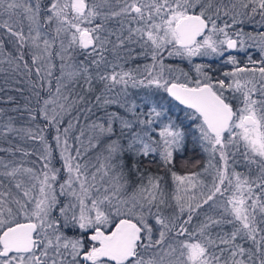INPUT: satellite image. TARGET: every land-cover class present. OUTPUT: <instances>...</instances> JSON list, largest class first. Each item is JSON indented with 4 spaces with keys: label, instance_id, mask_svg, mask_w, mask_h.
Listing matches in <instances>:
<instances>
[{
    "label": "snow or ice",
    "instance_id": "6c2138e0",
    "mask_svg": "<svg viewBox=\"0 0 264 264\" xmlns=\"http://www.w3.org/2000/svg\"><path fill=\"white\" fill-rule=\"evenodd\" d=\"M2 4L3 0H0V6ZM105 5L111 7L109 0H93L91 3L88 0H53L47 8L50 15L45 18V22H51L55 18L58 22L57 33L64 32L69 36L68 47L91 49L86 54L99 55L100 59L92 61L99 65L104 59L102 53L108 43L101 36L105 30V21L121 18V35L117 36L119 43L114 50L123 48L125 42L139 44L142 51L133 55L135 50L129 48L128 58L134 60L150 56L152 63L144 65L147 75L139 80L134 70L100 75L98 78L104 82V87L112 91L117 85H123L125 89L129 84L132 87L142 85L167 93L171 100L190 110L187 113L189 119L198 121L196 127L204 142L205 152L213 155L218 152L226 169L229 146L238 147L242 142L245 160L249 164L258 165L259 174L255 179H250L236 172L228 175L226 171L217 168L212 189L206 196L201 193V202L195 195H181L197 188L201 183L195 178L196 174L178 176L173 172V179L179 182L173 196L179 215L176 212L168 215L164 209L172 205L167 202L166 194L158 183L160 178L151 175L148 176L147 185H139L130 196L124 198L119 196L124 185L119 183L122 174L118 173L116 191L108 194L105 189V194L93 197L91 189L94 185L88 184L87 174L81 170L84 166L79 163L74 165L75 158L65 154L69 153L70 147L65 139L61 159L68 179L60 184V195L70 189L67 194L75 197L79 212L75 211V204L61 207V224L59 219H53L51 215L58 204L55 183L60 169L51 167V149L44 143V154L40 159L44 161L45 170L40 176L34 177L39 185V196L33 197L29 190H24L26 199L15 200V210L6 206L8 202L5 199H0V264H264V228L259 227L264 224V218L258 221L256 215L257 212L264 214V199L253 198V186L264 193V59L254 61L249 57V63L259 64V67L238 66L237 58L229 54L224 62L231 64L232 70L222 73L227 79L218 78L215 81L206 71L209 65H194L197 77L193 80L182 68L164 63L165 53L167 58L187 59L191 64L192 58L196 56L223 57L228 50L243 52L246 39L258 41L257 46L264 57V32L254 36L235 27L256 15L260 16V23L264 25V0H229L227 5L223 0H123V6L118 11L109 12L102 11ZM19 7H24L26 19L38 29L41 11L39 0L35 9L15 2L7 3L8 9ZM221 14L230 17L231 21L229 23L225 20L222 27L217 23ZM97 19L100 23L94 27L82 26L91 25ZM126 20L129 23L127 35L124 36ZM132 24L136 26L132 27ZM230 28L233 29L231 33L227 30ZM32 30L34 29L30 28ZM9 31L17 37L23 48L25 37L22 32L12 31L10 28ZM39 38L38 30L35 36L30 37L36 47H39ZM44 45L45 50L51 47L47 40H44ZM19 58L23 59V53ZM37 59L38 56H33V63ZM37 71L39 73V69ZM83 72L91 87L88 68L84 67ZM67 75L71 79L79 73ZM57 92H60L59 87ZM226 92H231L232 96H227ZM232 99L238 100L241 106L234 109ZM96 101L103 105L119 103L99 95ZM48 103L50 101L46 100L45 105ZM120 106L135 117V122L147 126V130L142 133L131 132L127 151L134 157H147L150 153L158 152L166 166L171 164L173 151L179 149L184 133L169 119L159 131L160 140L152 138L150 131L155 129L151 126L166 114L163 106L151 104L146 119L142 118L143 113L137 114L134 102L131 107L124 104ZM60 107L63 109L64 106ZM41 113L50 125L57 126L60 123L55 116H48L46 108L41 109ZM107 116V127L103 124L94 125L101 134L113 135V124L117 121L122 136L125 135L124 130L131 131L133 128V121L115 112L108 113ZM31 118L36 117L32 115ZM71 127L69 123V128ZM69 128L64 130L65 134ZM11 132H23L29 139L44 142L42 134L37 135L31 129L14 128L11 124L5 126L2 134ZM55 139L57 147H60V135L57 134ZM108 151L115 157L117 153L122 155L125 149L118 140H112L108 144ZM120 163L122 166L123 162ZM209 165L216 167L211 160ZM4 167L7 168V165ZM132 168L138 171L135 161ZM20 171V168H12L3 174L15 177ZM23 172L31 174L33 170L24 168ZM225 179L234 191L227 197V205L222 204L221 207L224 214L232 219L207 216L189 232L185 225L191 223L193 214L203 204L213 200L216 193L223 195L227 190L221 188ZM74 183L79 184V191L73 187ZM16 187L19 189L20 183H16ZM4 195L0 193V196ZM29 204L32 206L29 207ZM70 208L72 212L69 216ZM186 211L187 220L178 224L180 216ZM223 224H233L231 233L218 232L214 237L212 228ZM67 228L76 234L66 235L63 229ZM173 233L176 237L186 238L177 239L176 243H167L165 246L169 234ZM238 241L250 242L255 251L245 248ZM245 256L247 259H244Z\"/></svg>",
    "mask_w": 264,
    "mask_h": 264
},
{
    "label": "trees",
    "instance_id": "16d2710c",
    "mask_svg": "<svg viewBox=\"0 0 264 264\" xmlns=\"http://www.w3.org/2000/svg\"><path fill=\"white\" fill-rule=\"evenodd\" d=\"M52 2L53 0H39L41 5L39 25L41 29L53 39L52 49L50 50L52 68L50 69L49 67L48 73H46L47 69L44 63L42 64V62H39V59L33 63V56H37L38 49L29 39V34L27 32L29 23L25 20L23 13L18 10L8 9L5 5L6 0H3V4L0 6V193L5 194L4 196H0V199H5L8 202L6 206H10L14 209V207L17 206L15 200H21L20 195H23L24 190H29L31 195H39V185L34 177L40 176L41 172L45 170L43 167L44 161L40 159L44 154V143H47L51 149V167L60 169L55 183L56 195H60V184L65 183L68 179V173L64 169L63 160L61 159V150L64 148L65 139H67V143L70 146L69 153L65 154H70L75 158L73 161L74 165L79 163L84 166L81 170L86 172L88 184L94 185L91 189V195L104 194L105 191L102 189L103 184L106 186V189L108 188L107 182L102 180L99 183L103 184L100 185L95 179H92L91 175L97 172L98 167L96 165H98V163L95 162L91 164V162L99 156L103 144L111 142L112 140H118L125 149V152L121 155L124 168L121 170L122 177L119 180V183L123 184L124 187L120 189L119 195H131L139 185H147L149 175L159 177L158 183L166 194L167 202L172 205V207L164 209L165 214L168 215H171L173 212L179 215L178 210L175 208V200L173 199L176 186L179 182L173 179V172L178 176H193V174H196L195 178L200 180L201 183L197 188L192 189L186 194L181 193V195H195L198 199H201V193L206 196L209 190L212 189L217 168L226 171L228 175L236 172L250 179H255L257 177L259 174V166L256 164H249L245 160L243 155L245 149L242 142H240L238 147L235 145L229 146L228 167L225 169L224 162L221 161L218 152L213 155L212 153L204 151V142L201 140L200 133L196 127L198 121H193L188 118L187 113L190 110L176 104L168 98L164 92L154 87H147V90L144 92H134L133 97L126 100L124 105H126V107H131L134 102L137 105V114L143 113L144 115L142 118L144 119L147 118V113L151 104L162 105L166 114L151 126L155 131H150V135L154 140L159 141V131L162 125L166 124L168 120L171 119L184 133L183 142L178 150L174 149L173 161L167 166L161 160L158 152L150 153L147 157H134L131 152L127 151V146L131 139V132L142 133L144 130H147V126H141L138 122H135V117L126 110L123 112L113 104L103 105L102 102L98 103L96 101L98 95L101 97L106 96L107 92H113L117 88L124 87L123 85H117L112 91H108L104 87V82L99 80L98 77L100 75L110 74L113 71H129L139 68L140 71L137 73L134 72V74L138 80L143 79L147 75L144 71V65H150L152 63L149 57H140L134 60L124 59L121 61V65H110V67L99 71L95 79L91 80V87L88 91L90 93L85 94L86 92L79 91V95L75 96V93L68 91L67 88L70 89L74 84L78 85V88H80V74L83 68L87 67L90 71L91 68L102 66V62L110 60L111 57L107 53V57H105L99 65H96L92 63V57L85 52L89 49L83 50L74 48L70 54V60L77 63L79 75H74L71 82L65 86L64 90L62 89L63 93L67 96L68 103L65 101V106L68 107L57 113L56 120L60 121V123L57 126L50 125L47 120L43 119L41 109H43L45 101H48L53 95L61 69L60 61L54 56L58 52V46L56 44L57 37L53 27L58 25V22L55 18H53L51 22H45V18L50 15V13L47 12V8ZM223 2L227 5L229 0H223ZM35 3L37 4V0H35ZM122 3L123 0H119V3L117 0H109V4H111L110 10L118 11ZM110 10H108V12ZM120 19L119 17L114 18L112 23L116 21L119 22ZM225 20L229 21V23L231 22L230 17L221 14V19L217 21L218 25L222 27ZM258 24H261L260 16L256 15L250 20L245 19L243 24L236 25L235 27L241 29L244 33L258 35L260 32H264V27H259L257 26ZM9 28L12 31L22 32L25 37V46L23 48L20 47V42L17 40V37L11 35ZM227 30L230 33L233 32L231 29ZM107 48H109V46H107ZM134 50L135 52L133 55L138 53L137 48H134ZM141 51L142 49L140 48L139 53ZM22 53L23 59H20L19 57ZM230 54L237 58L238 66L259 67V64H250L249 57L254 61H260L262 59L260 53H257L252 48L250 52H248V56H243L238 53ZM201 62L200 64L210 66L206 71L212 76L213 81L218 78L227 79L222 76V73L231 71L233 68L231 64L219 65V63L214 60L210 62ZM170 64L172 65L171 62ZM174 66L182 68L192 77L188 71L190 70V64L178 61L174 63ZM38 69L39 73L37 71ZM192 78L193 80L196 79L194 77ZM129 86L132 87L131 84H129ZM140 86L142 85H137L132 88L138 89ZM80 95L83 96L82 99L79 98ZM226 95L231 97L232 93L226 92ZM231 103L234 109L241 106L236 99H232ZM113 112L133 121V128L131 131L127 129L124 130L125 135L122 136L120 124L117 121L113 124L114 134L108 136V140L105 143L101 142L96 147L87 150L88 152L83 153L82 150L87 148L90 143V141L86 143L82 142L83 139L88 137L87 130L83 131V128L88 123L94 122V120H108L107 114ZM32 115L36 118L32 119ZM69 123L72 125L71 128H69ZM8 124H11L14 128L31 129L37 135L42 134L44 142L29 139L23 132L19 134L11 132L7 135H3L2 133L4 132L5 126ZM57 127L59 128V133H57ZM66 128H69L67 134H65L64 131ZM57 134H59L61 138L60 147H57L55 139ZM225 136L227 137V133ZM136 147H139V145ZM25 152L29 154L24 155ZM115 159H117V157ZM210 160L215 164V168L209 165ZM134 161L137 164L138 171L132 168ZM5 165H7V168L4 167ZM12 168H20L21 171L17 173L15 177H8L3 174ZM24 168H31L33 172L31 174L25 173L23 172ZM130 168L132 170H130ZM216 182L219 183L218 180ZM16 183H20L21 187L19 189L16 187ZM33 185H36V187H33ZM73 187L79 191L78 183H74ZM221 188L227 189L223 192V195H221V193H216L213 200L209 201L207 204H203V206L197 210V213L193 214L191 223L185 225L189 232L196 228L207 216H213L215 218L224 216L226 220L232 219L231 216L224 214L223 210L218 207V203H227V197L232 194L234 188L229 186L227 179H225ZM68 191H70V189H66V193L62 195L60 203H63L66 199L68 200L66 197ZM253 191L255 193L253 198L264 199V193H262L260 188L253 186ZM248 203L250 204L251 200H249ZM77 209L78 206L76 205L75 211H77ZM256 215L258 221L264 218V214L262 213L257 212ZM187 217L188 213L186 211L180 216L177 223H183L184 220H187ZM60 223L62 224V222ZM259 227L264 228V224H260ZM232 229L233 224H223L221 226H214L211 231L215 237L218 232L231 233ZM64 230L65 229H63V231ZM78 231L77 229L76 232ZM185 238V236L176 237L174 233L169 234L166 243H176L177 239L184 240ZM238 242L242 243L245 248H252V250L255 251L250 242ZM210 251L218 250L210 249ZM225 256H227V253H225ZM244 259H247V256H245ZM254 259L256 258L254 257Z\"/></svg>",
    "mask_w": 264,
    "mask_h": 264
},
{
    "label": "rangeland",
    "instance_id": "374dc122",
    "mask_svg": "<svg viewBox=\"0 0 264 264\" xmlns=\"http://www.w3.org/2000/svg\"><path fill=\"white\" fill-rule=\"evenodd\" d=\"M10 2H15L17 4L23 5V6H31L33 9H35L36 7V3L35 0H6V7H7V3ZM89 3L93 2V0H88ZM111 5V4H110ZM123 6V3L121 5V7ZM14 10H18L21 13H23V15L25 16V20L28 21L29 25H28V34H29V39L32 36L36 35V30L39 31L40 33V38L37 41V43L39 44V47H37L38 52H37V56L39 57V62H42V64L44 63L45 68L47 69V72L49 71V67L50 69L52 68V61H51V52L50 50L52 49V45H53V39L48 36L42 29L41 26H38V29L36 28L35 25H32L31 22L26 19V14L24 12V7H19V8H14ZM108 10H110L108 5H105L104 8L102 9V11L104 12H108ZM114 19H108L107 21H105V25L104 28L105 30L101 33V36L106 38L108 43L105 45L106 50L102 53L103 57H107V53L108 55L111 57L110 60H106L104 62H102V66H98L96 68H91L90 71L88 70V75L90 76L91 80L95 79L96 75L99 73V71L110 67V65H121V61H123L124 59L126 60H130L128 58L129 56V52L128 49L129 48H137V51L139 53V44H128L127 42H125V46L123 48H115L114 47L116 44L119 43V41L117 40V36L121 35L120 33V28H121V24L120 21L119 22H113ZM100 23V20L97 19L95 21H93V23L91 25L89 24H84L82 25L83 27H94L96 24ZM129 23V21H125V27L123 30V35L126 36L127 35V24ZM132 27H135V24L131 25ZM257 26L259 27H264L262 24H258ZM58 25H56L55 27H53L54 32L56 33V44L58 46V52L54 55L56 56L57 60L60 61L61 64V69H60V73H59V79L57 82V86L54 90L53 95L51 96V98L48 100L50 101V103H48L47 105H44L43 109L46 108L48 116L52 117L57 115L58 112L67 109L68 106H65V101L67 102L68 99H65V97H67L65 95V93H63V90L65 88V86L67 84H69V82H71V79L69 78V76L67 75L68 73H77L78 72V66L77 63L70 60L71 56V52L74 48H79L77 47H72L69 48L68 47V41H69V36L67 33L61 32V33H57L56 29H57ZM31 29H34L32 31H30ZM231 29V28H230ZM233 30V29H231ZM110 33H115V34H110ZM256 36V35H254ZM236 38V37H233ZM44 40H47L49 42V44L51 45L50 48H48L47 50H45V45H44ZM31 41V39H30ZM32 42V41H31ZM33 44V43H32ZM258 41H251V40H247L246 39V44H245V50L243 52L241 51H237V50H231V51H226L225 52V57L227 58V56L230 53H238L240 55H247L248 56V52H250V49L252 48L253 50H255L257 53H260V57L262 59H264V57H262L261 55V50L260 48L257 46ZM34 45V44H33ZM253 47H251V46ZM35 46V45H34ZM107 46H109V48H107ZM36 47V46H35ZM91 49H89L87 52H90ZM92 57V60L94 59H100L99 55H97L96 53H92V55H90ZM165 60L164 63L166 65L170 64V62L175 61V60H179L182 62H186L189 63L187 59H181V58H167V54L165 53ZM145 58V57H144ZM147 58V57H146ZM150 58V56H149ZM219 58L218 56H212V57H201V56H196L193 57L192 60H203V61H210V60H215ZM112 60V61H111ZM226 60V59H225ZM224 60V61H225ZM151 61V58H150ZM152 62V61H151ZM228 65V63L223 62V65ZM190 70L189 72L194 73V75H196L197 77V73L195 71L194 66H190ZM140 69H134V72L137 73L139 72ZM80 78H81V83H80V88H78V85L74 84L72 85V87L69 89L67 88L68 91L75 93L74 95L78 96L79 95V91L81 92H86L85 94H88L90 92H88L90 90L89 87V83L86 81L85 79V73L81 72L80 74ZM60 88V92H57V88ZM63 89V90H62ZM147 87L145 86H140L138 89H134L130 86H128L126 89L124 87H120L115 89V91L113 92H107L106 96H102V98L107 97L110 100H114V101H118L119 103H113V105L117 106L119 109H121L123 112L125 111L124 107H121V104H125L126 100H128L129 98H132L134 95V92L136 91H146ZM79 98H83V96L80 95ZM68 103V102H67ZM61 105H63V109L60 107ZM69 105V104H68ZM109 121H103V120H98L91 123H88L84 128L83 131L87 130L88 132V137H86L85 139L82 140L83 143H86L87 141H90V143L88 144L87 148H84L82 150L83 153L88 152L87 150L92 149V147H96L98 144H100L101 142H106L108 140V135H104L101 134V132L99 131V128L94 127V125H99V124H103L105 127H107ZM110 142H107L105 144H103L101 146V153L99 154V156H97L95 158V160H93L91 162V164H94L95 162L98 163V165H96L98 167L97 172L93 175H95V180L98 184L102 185L101 183H99L100 181H105L107 182V186H108V194H111L113 191H116V185H117V174L121 173L122 168H124V164L121 166V164L119 162H121L123 159L121 157V154L117 153L115 155V157H112V155L109 153L108 151V144ZM81 152V153H82ZM125 152V151H124ZM117 157V159H115ZM119 161V162H118ZM105 163V164H104ZM130 170H132L130 168ZM93 175H91L92 179H93ZM122 177V176H121ZM123 179V178H122ZM102 189L105 191L106 186H102ZM135 191V190H134ZM105 194V193H104ZM132 194V193H131ZM101 195H92L93 197L96 196H102ZM33 197L39 196V195H32ZM121 197H128L130 195H119ZM66 197L68 198V200L66 199L63 203H60V199L62 198V195H57V199H58V204L57 206L53 209L52 212V218L53 219H59L60 222L63 223V218L60 216V208L64 207L65 205H71V204H75L78 206L77 209V213L79 212V205L78 202L76 201V199L71 196V195H66ZM21 201H24L26 198L24 197V195H20ZM227 205V203H218V207L220 209L223 210V207H221V205ZM32 205L29 204V207H31ZM89 206H90V201H89ZM17 208L14 207V210ZM68 214L69 216L71 215V209L68 210ZM151 223H154V221H150ZM64 232L66 233V235L68 236H73L76 233L72 230V229H65ZM165 246H167V243H165ZM178 255V253H177Z\"/></svg>",
    "mask_w": 264,
    "mask_h": 264
},
{
    "label": "flooded vegetation",
    "instance_id": "af4514ba",
    "mask_svg": "<svg viewBox=\"0 0 264 264\" xmlns=\"http://www.w3.org/2000/svg\"><path fill=\"white\" fill-rule=\"evenodd\" d=\"M226 59V57L225 56H223V57H219V58H217V59H215L214 61H217L218 63H219V65H223V62H224V60ZM179 60H175V61H172L171 63H172V65H174V63L175 62H178ZM201 61H203V60H192V63L190 64V63H187V64H190V66H192V65H195L196 63L197 64H200V63H202ZM211 61V60H210ZM210 61H208V62H210ZM196 62V63H195ZM204 62H207V61H204ZM191 68V67H190ZM189 71V70H188ZM190 73V75H192V77H194V78H196V75H194V73H192V72H189Z\"/></svg>",
    "mask_w": 264,
    "mask_h": 264
},
{
    "label": "water",
    "instance_id": "95a60500",
    "mask_svg": "<svg viewBox=\"0 0 264 264\" xmlns=\"http://www.w3.org/2000/svg\"><path fill=\"white\" fill-rule=\"evenodd\" d=\"M229 51H231V50H229ZM166 94V96L168 97V95H167V93H165ZM168 98H170V97H168ZM171 99V98H170ZM173 101V100H172ZM175 102V101H174ZM176 104H178L177 102H175ZM179 105V104H178ZM180 106H182V105H180ZM183 107V106H182Z\"/></svg>",
    "mask_w": 264,
    "mask_h": 264
}]
</instances>
